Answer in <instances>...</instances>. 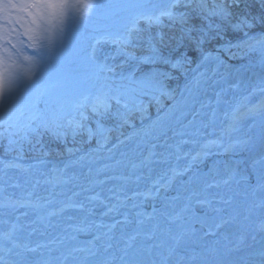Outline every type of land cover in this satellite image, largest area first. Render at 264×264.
Returning a JSON list of instances; mask_svg holds the SVG:
<instances>
[{
    "label": "snow or ice",
    "instance_id": "1",
    "mask_svg": "<svg viewBox=\"0 0 264 264\" xmlns=\"http://www.w3.org/2000/svg\"><path fill=\"white\" fill-rule=\"evenodd\" d=\"M181 6L191 7L188 0H122L120 3L109 5L100 3L98 0H0V128L4 129V131H0V137L6 136L8 139L6 152L18 154L12 160H0V264H116L117 260H119V264H225L217 259L220 255L219 249H206L200 254H195L194 250L189 251V245L197 237V229L185 215L192 212V197L187 198L179 206V210L175 203L180 201L179 195L173 198V202L164 203L160 209L154 206L153 213L148 214L146 219L154 220L156 219L154 214L158 213L163 225L160 220H157L150 227H145V220L139 219V217H144L145 213L138 211L135 214L137 217L135 220H130L125 215L123 221L117 220L112 224H96L97 231L86 246H69L67 241L75 240L76 237L69 235L67 229L62 230L63 234L51 236L46 240L33 241L32 237L37 234L50 236L47 229L59 227L53 223V218L63 216L70 210L86 212L91 215L93 209L88 207L85 201L92 205L97 201L104 204V201L100 199L98 192L94 195L84 194L93 192L97 185L104 184L108 179L127 180L128 177L108 176L106 170L110 166L105 165L103 168L96 169L97 176L105 175L104 180L88 179V186L78 183L76 187L79 188V191H73L72 195L67 196L66 199H58V197L65 196L66 193L63 190L56 191V189L62 188L63 185L72 181H79L80 178L75 174L67 176L66 170L76 166L82 167L86 159L85 156L70 160L65 164L64 169H53V172L57 174L44 179L43 182L39 178L25 179L23 183L10 182L11 178H6L8 171L12 169L25 173L30 171L16 162L22 158L23 154L21 141L26 140L31 144L29 133L40 135L42 126L45 131L51 130L57 138L66 137V133L57 131L63 126L60 123L62 118L60 115L54 116L51 122L44 121L42 124H37L36 127L31 124H23L20 119L22 109L18 107L17 101L22 98L31 101L34 97L38 99L55 93L57 103H59L65 96L71 94L67 66L71 62V56L79 53L70 40V32L73 29L86 26L89 20L85 18L95 15L100 9L119 10L112 13L117 17L113 24L118 28V32L111 42L124 46L133 41L134 34L145 31L140 27L141 21L149 28L153 25H161L165 17L173 23H179L182 34L176 43L185 44L192 49V52L197 55V68L212 59L211 53L206 52L203 46L214 40L225 39L224 33L228 31H231L232 39L227 40L221 46L224 49H230L233 46L240 48L242 45L255 48L259 45L261 51L264 52V33L249 35L247 31H244L257 25L264 28V0H213L211 7L208 6L206 0H201L197 5L200 10L198 18L206 20L209 17H216L221 23L213 25L210 22L207 27L203 24L193 23L186 29L183 26L187 25L189 19L193 17H190L187 12L177 13L174 11ZM102 39L106 40L107 37L97 38L96 44H100ZM161 40H163L162 36ZM146 43L149 54L136 59L140 64L150 65V67L142 71L139 69L130 71L127 76L122 75L121 80H126L127 83L118 85L111 94L97 95L91 103V112L94 116L103 118L114 115L124 123H128V114L131 111L145 112L147 110L144 98H148L149 103L155 101L159 104L161 97L170 95L164 85V80L171 78L170 73L166 69L154 67L157 62L173 69L181 67L184 63L192 62L191 57L184 52H181L174 61L163 56L151 36L148 37ZM68 49L71 51L69 52ZM124 55L130 56L127 52H124ZM89 58L92 61L96 60V45H92ZM216 60L220 64L223 63L219 57H216ZM137 71H139V75H137ZM200 76L205 77L204 83L212 86L213 77H206L205 73H200ZM195 85L199 88L201 80L196 79ZM222 91L215 93L217 105L227 103L222 100ZM257 91L264 94V79L253 86L248 95L240 97L235 104L230 105V111L224 112V116L229 120L225 129L227 133L238 131L243 120L250 114L259 113L264 119V99L249 107L251 96ZM83 100L88 101L89 97L84 96ZM113 101L115 112H112ZM82 106L84 105H78V107ZM210 106V104H202L201 107ZM199 114L198 110L192 111L193 118L188 122L189 125L195 124ZM80 115V120L68 121V124L73 126V137L86 131L89 140H91L99 134L100 139H97V143L101 147L105 146L108 136L104 133L108 130L99 121H97L95 130L88 127L84 121L89 117L83 112ZM187 115V112H181L180 116L176 118V122L180 124L181 118ZM215 116L216 109L213 108L212 119ZM203 126L207 127L206 124ZM185 127L187 126L170 130L180 137L195 134L186 132ZM162 134L166 135V133ZM18 136L20 139H17ZM188 143L189 140L181 139L176 145L177 160L181 158L179 156L180 145ZM211 145L222 148L224 153H229L236 147V143L231 141L225 146L220 140H210L201 145V150L193 156V159L207 155L206 150ZM155 147L157 146L153 145V148ZM161 147L170 148L172 146L165 144ZM68 151L69 153L73 152L72 149H68ZM42 155L46 156L47 153ZM153 155H157V153L150 152L149 161ZM158 155L162 158L159 162L167 163V157L163 152ZM93 162L94 158L88 160L89 164ZM40 163H43V160H40ZM120 163L117 161V164ZM132 167L136 168L137 165L133 164ZM172 171L173 176L168 179L167 183L161 184L160 180H157L153 183V188L146 193L134 192L132 196H126L124 199L114 194L115 198L120 205H125L128 200H134L136 196L140 195L144 196L146 200L154 199L160 195L161 188H167L175 176L182 174L176 169H172ZM91 173L92 169L89 167L88 173L85 174L86 178L90 177ZM237 173L238 169L233 168H228L223 172L217 170L216 175L201 181L203 187L200 192H193L195 203L211 209L218 217V219L212 217V223L207 222V217L199 221L202 230L207 228L204 235H216L218 230L231 222L220 215L226 212V209L218 205L231 206L233 204L234 195L230 196L221 192L220 189L228 188L236 182ZM41 175L44 174L41 173ZM9 188L14 191L9 192ZM109 191L113 190L109 189ZM121 191H123V187ZM254 191H259L261 198L258 202L254 201L247 207L245 219L251 220L256 214V209H259V222L254 223L253 230L264 233V179L257 181ZM82 195H84L83 200L75 199ZM109 199L111 200L112 197ZM104 206L107 209L104 215L118 211L117 204H105ZM132 207L137 208L139 205L133 203ZM22 209L24 211H21ZM13 216L14 220L10 222V218ZM30 216H35V219H28ZM232 219L235 217L233 216ZM132 224L135 225L133 230L130 233L126 232L127 226ZM37 225L41 227H37ZM118 226H121L120 239L123 242V247L119 249L122 254L119 257L111 252L114 247L112 243L115 239L114 230ZM69 227L73 232L85 230L74 225H69ZM101 229H107V231H101ZM159 237H163V239H159ZM148 241H153V243H147ZM243 242L244 238L241 236L236 247L238 248L239 244ZM232 250L228 248V251ZM54 252L59 254L53 256ZM30 254L38 258L30 259ZM261 255L264 256V251Z\"/></svg>",
    "mask_w": 264,
    "mask_h": 264
},
{
    "label": "bare ground",
    "instance_id": "2",
    "mask_svg": "<svg viewBox=\"0 0 264 264\" xmlns=\"http://www.w3.org/2000/svg\"><path fill=\"white\" fill-rule=\"evenodd\" d=\"M244 47L248 48L246 46ZM248 49L259 51L261 48L257 45L255 48ZM210 61L213 62L211 66H206V64L202 65L201 68L203 69L198 71L195 76L193 75L191 77V81L187 86V88L193 89V95L186 99L184 104H187L186 106L189 108L193 107L194 110H198L200 113L196 117L195 124L189 125L188 123L193 118L191 115L192 112L187 115V120L181 118L182 122L180 124L176 122V118L180 116L181 112H187L184 109L180 110V105L184 100L179 99L168 112L162 115L159 121L149 125V127L139 129L123 137L104 152H91L89 155L85 156L86 159L82 167L76 166L68 168L66 170L67 176L75 174L80 179L79 181H72L67 185H63L62 188H57L56 191L63 190L66 193L65 196L58 197V199H66L67 196L72 195L73 191H79V188L76 187L78 183H83L85 186H88V179L104 180L105 175L101 174L97 176L96 169L103 168L105 165L110 166V168L106 170L108 176H123L128 177V179H108L104 184L97 185L93 192L85 193L84 195H94L98 192L104 204L97 201L92 205L85 201V204L93 209L91 215L86 212L70 210L64 213L63 216L53 218V223L59 227L48 228L47 232L51 234L50 236H40L37 234L32 237L33 241L50 239L51 236L63 234L62 230L67 229L69 235H74L76 237L75 240L67 241L69 246H86L87 242L93 238V234L97 231L95 228L96 224H112L117 220L123 221L125 215H127L130 220H135L137 219L135 214L138 211L145 213L144 217H139V219L145 220V227H150L153 223H156L157 220H160L163 225V221L158 213L154 214L156 217L154 220L146 219L147 215L153 213L154 206L160 209L164 203L173 202V198L179 195L181 197L180 201L175 202L177 204V210H179V206L182 205L187 198L192 197V212L186 213L185 215L189 222L193 223L197 229V237L189 245V251L191 252L194 250L195 254H200L206 247L210 246L211 248L222 250L221 241L223 242L224 240L222 232L226 231L232 233L237 229L240 221L246 220V209L253 203L251 201L258 202L261 198V193L259 191H254L257 181L261 180V176L264 178V168L260 167L263 158H259V161H257L258 158L256 159L257 153H262L260 148L264 147V128H260L259 126H264V119L261 118L259 113L250 114L243 120L238 131L227 133L225 129L229 124V120L224 116V112L230 111V105L235 104L246 91L251 92L252 87L259 84L261 79H264V63L262 62L257 66L244 65L238 67L234 65L230 59L221 60L223 63L220 64L217 62L215 56H213ZM200 73H207L208 77H213L212 86L204 83L205 77H201ZM196 79L201 80L199 88L195 85ZM216 81H219V83H216ZM221 90H223L222 100L227 101V103L217 105L215 93L221 92ZM254 95H260L261 98L264 99V94L259 91ZM259 102H250L249 107ZM202 104H210L211 106L202 108ZM213 108L216 109V116L214 119L211 117ZM248 122H254V124L249 128ZM205 124L207 127L203 126ZM184 126H187L184 128L186 132L195 134L180 137L175 135L174 131L170 130L180 129ZM162 133H166V135ZM181 139H187L189 143L180 145L179 156L181 158L177 160L176 145ZM210 140H220L225 146L231 141L236 143V147L231 152L224 153L222 148L211 145L210 148L206 150L208 152L207 155H201L193 159V156L201 150V145L206 144ZM121 141L123 142L121 143ZM165 144L171 145L172 147H161ZM153 145L157 147L153 148ZM150 152H155L157 155H153L149 161ZM161 152L167 157V163L159 162L162 160L158 155ZM169 153H171V155H168ZM235 155L241 158L239 157V159L236 160ZM261 156L264 157L262 154L260 157ZM228 157L230 158L229 160ZM90 158H94V162L91 164L88 163ZM225 158L226 160L223 161L226 162L228 160V166L233 169H238V173L235 177L236 182L231 184L228 188L220 189L221 192L227 193L230 196L234 195L235 197L231 206L218 205L226 209V212L220 215H223L225 219L231 222L224 228L218 230L216 235H204L207 228L205 227V231L199 232L197 228V225L201 223L199 221L207 217V222L212 223L211 218L216 217L218 219V217L211 209L197 205L193 192L201 191L203 187L201 181L204 178H210L216 175L217 168H215L212 163L216 161H220L221 163L222 159ZM238 160L243 162H239ZM117 161L121 163L117 164ZM133 164H136L137 167L133 168ZM20 165L30 171L25 173L16 169L9 170L6 178H11L10 182L19 181L23 183L25 179L36 178H39L43 182L44 179L57 174L53 172V169H64L65 167V164H41L30 167L22 164ZM89 167H91L92 173L90 177L86 178L85 174L88 173ZM172 169H176L182 174L175 176L170 186L161 188L158 197L146 200L144 196L140 195L136 196L134 200H128L125 205H120L119 201L115 198V195L124 199L126 196H132L134 192L146 193L153 188V183L157 180H160L161 184L167 183L168 179L173 176ZM223 169H221V172L224 171ZM41 173L44 175H41ZM137 177H139V179H137ZM161 177H163V179H161ZM122 187L123 191H121ZM109 189L113 191L110 192ZM12 191L14 190L9 188V192ZM84 195L76 197L75 199L83 200ZM109 197H112V199L110 200ZM133 203L139 205V207L133 208ZM105 204H117L118 211H113L108 213V215H104L107 211L104 206ZM195 206L198 208V212L195 210ZM21 211L24 210L22 209ZM16 215H19V213H16ZM255 215L259 222V209H256ZM233 216L235 219H232ZM69 217H71V219H69ZM28 219L34 220L35 216H30ZM13 220L14 216L10 218V222ZM69 225L79 226L85 230L82 232H73ZM37 227L41 226L37 225ZM134 227V224L128 225L125 231L130 233ZM101 231H107V229H101ZM114 236L115 239L112 241L114 247L111 252L119 257L122 254L119 249L123 247V242L120 239L121 226H118L114 230ZM200 237H203V239H200ZM217 237L222 240L215 242L214 240ZM159 239H163V237H159ZM147 243H153V241H148ZM230 252L231 251H220L219 257L223 256L227 258ZM58 254V252H54L53 256ZM29 258L37 259L38 257L30 254ZM116 264H119V260H117Z\"/></svg>",
    "mask_w": 264,
    "mask_h": 264
},
{
    "label": "rangeland",
    "instance_id": "3",
    "mask_svg": "<svg viewBox=\"0 0 264 264\" xmlns=\"http://www.w3.org/2000/svg\"><path fill=\"white\" fill-rule=\"evenodd\" d=\"M98 2L109 5L120 3L122 0H98ZM188 2L191 7L184 8L181 6L174 10L177 13L187 12L190 17H193L189 19L187 25L183 26L185 29L191 27L193 23L197 25L203 24L205 27L210 22L213 25L221 23L216 17H209L206 20L198 18L200 10L197 8V5L201 0H188ZM206 2L211 7L213 0H206ZM114 11L118 12L119 10L100 9L95 15L85 18L89 20L86 26L73 29L70 32V40L79 53L78 55L71 56V62L67 66L69 84L71 86L70 95L65 96L59 103H57L55 93L51 96L45 95L38 99L34 97L31 101L27 98L17 101L18 107L22 109L20 119L23 124H31L33 127H36L37 124H42L44 121L51 122L54 116L60 115L62 117L60 123L63 126L57 129V131L67 134L66 137L57 138L52 134L51 130L45 131L42 126L40 128V135L29 133L31 144L26 140L21 141L23 144V154L22 158L16 160L18 164L28 167L41 164H66L70 160L76 159L79 156H87L94 151L104 152L123 137L159 121L162 115L168 112L179 99L184 100L180 105V110L184 109L188 114L194 110L193 107L189 108L186 106L187 104H184L185 100L193 95V89L187 88V86L191 81V77L195 76L203 68H197V55L192 52L191 48L185 44L176 43V40L182 34L181 25L169 21L167 17L163 18L161 25H153L150 28L141 21L140 27L145 29V31L134 34L133 41L124 46L111 42L118 32V28L113 24V21L117 19L116 16L112 15ZM244 31H247L249 35H259L264 33V28L257 25ZM224 35L225 39H218L205 44L203 46L204 50L210 52L212 57H219L220 60L230 59L238 67L244 65L257 66L262 62L264 63V52L261 49L253 51L244 46L240 48L233 46L230 49L221 47L227 40L232 39L231 31L224 33ZM149 36L153 38V42L160 49L161 54L170 60L174 61L181 52L187 53L191 57V63H184L176 69L161 62H157L154 65V67L166 69L170 73L171 78L164 80L165 88L170 95L161 97L159 104L155 101L149 103L148 98H144L147 110L145 112L131 111L128 114V123H124L114 115L104 116L103 118L94 116L91 112V103L97 95L111 94L118 85L127 83L126 80H121L122 75L127 76L130 71L137 69L142 71L150 67V65L140 64L139 60L136 59L149 54L146 43ZM161 36L163 40H161ZM193 36H195V33H193ZM102 37H107V39H102L100 44H96V39ZM92 45H96L97 48V58L95 61L89 58ZM68 51L70 52L71 49H68ZM124 52L129 53L130 56L124 55ZM212 63L208 61L205 64L210 67ZM109 69H112V71H109ZM139 71H137V75H139ZM206 77H208L207 73ZM249 93L250 91H246L243 96ZM84 96H88L89 100L84 101ZM261 99L260 95L253 94L250 102L257 103ZM81 104L84 106L78 107ZM113 105L112 112H115L114 101ZM82 112L89 117L88 120L84 121L88 127L95 130L97 121H99L108 130L104 133L108 136V142L105 146L101 147L97 143V139H100L99 134L91 140H89L86 131L73 137V126L69 125L68 121L80 120ZM182 119L187 120L188 118L186 116L182 117ZM248 123L249 128L254 124V122ZM0 131H4V129L0 128ZM17 139H20V137L18 136ZM7 145V137H0V160H12L18 155L16 152H6ZM68 149H72L73 152L69 153ZM260 150L262 153H257L256 159L258 158L257 161H259V158H263L260 167L264 168V157H260L261 154L264 155V147H261ZM43 153H47V155H42ZM235 156L236 160L240 157L238 155ZM40 160H43V163H40ZM223 160H226V158L222 159L221 163L220 161H216L212 164L220 171L223 168V170L231 168L228 166V160L226 162ZM260 179L264 178L261 176ZM195 210L198 212L196 206ZM254 223H258L256 215L251 220L240 221L234 232H222L224 243L219 237L214 240L215 242L221 241L222 250L219 251H228V248L233 250L227 258L218 256L217 259L225 262V264H264V256L261 255L262 251H264V233L254 231ZM241 236H243L244 242L240 243L237 248L236 245ZM206 249H211V246L206 247Z\"/></svg>",
    "mask_w": 264,
    "mask_h": 264
},
{
    "label": "water",
    "instance_id": "4",
    "mask_svg": "<svg viewBox=\"0 0 264 264\" xmlns=\"http://www.w3.org/2000/svg\"><path fill=\"white\" fill-rule=\"evenodd\" d=\"M198 226V231L199 232H203L205 231V228L202 230V226H201V223L197 225Z\"/></svg>",
    "mask_w": 264,
    "mask_h": 264
},
{
    "label": "trees",
    "instance_id": "5",
    "mask_svg": "<svg viewBox=\"0 0 264 264\" xmlns=\"http://www.w3.org/2000/svg\"><path fill=\"white\" fill-rule=\"evenodd\" d=\"M206 44H207V43H206ZM138 66H139V65H138ZM138 66H137V67H138Z\"/></svg>",
    "mask_w": 264,
    "mask_h": 264
}]
</instances>
